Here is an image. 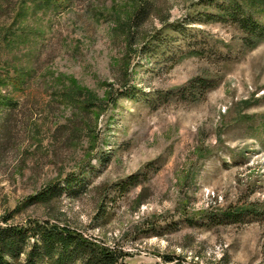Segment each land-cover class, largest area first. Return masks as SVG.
Returning a JSON list of instances; mask_svg holds the SVG:
<instances>
[{"label":"rangeland","instance_id":"obj_1","mask_svg":"<svg viewBox=\"0 0 264 264\" xmlns=\"http://www.w3.org/2000/svg\"><path fill=\"white\" fill-rule=\"evenodd\" d=\"M235 4L264 27V0H0V225L66 224L133 264H264V38Z\"/></svg>","mask_w":264,"mask_h":264},{"label":"trees","instance_id":"obj_2","mask_svg":"<svg viewBox=\"0 0 264 264\" xmlns=\"http://www.w3.org/2000/svg\"><path fill=\"white\" fill-rule=\"evenodd\" d=\"M151 8L149 1L139 6L130 20L136 30L149 18ZM227 12L231 19L238 22L249 39L264 38V27L251 16L245 15L239 5H233ZM198 81V86L208 84L202 79ZM195 82L192 83L191 91L196 86ZM11 107H14V104L8 100L0 111ZM2 122L4 128H8V118ZM129 180L133 185L138 183L137 177H130ZM62 192V189H57V185L50 186L35 195L33 200L48 204L59 198ZM103 210L101 208V212ZM224 214L228 219L239 216L238 213L232 212ZM7 222L8 219H4L5 226L0 225V264H133L126 261L128 253L122 248L95 241L66 224L29 221L24 225H10Z\"/></svg>","mask_w":264,"mask_h":264}]
</instances>
